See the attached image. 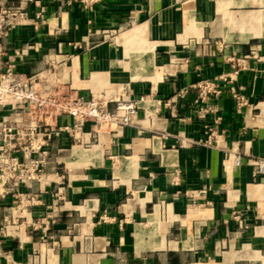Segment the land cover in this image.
<instances>
[{"label":"crops","instance_id":"crops-1","mask_svg":"<svg viewBox=\"0 0 264 264\" xmlns=\"http://www.w3.org/2000/svg\"><path fill=\"white\" fill-rule=\"evenodd\" d=\"M24 2L4 66L47 94L139 109L118 130L88 120L48 143L41 201L0 202V264H264V0H0ZM205 81L222 94L201 98Z\"/></svg>","mask_w":264,"mask_h":264},{"label":"built area","instance_id":"built-area-1","mask_svg":"<svg viewBox=\"0 0 264 264\" xmlns=\"http://www.w3.org/2000/svg\"><path fill=\"white\" fill-rule=\"evenodd\" d=\"M83 6H90L102 0H73ZM39 9L35 12L34 24L39 27L45 21L46 9L36 1ZM28 3L17 7H7L0 4V109L8 108L4 116H0V202L12 197L16 205L27 207L41 201L32 191V184L40 180L44 172L48 143L63 132L75 134L83 124L92 120L98 128L118 130L133 123L139 106L135 100L117 98L114 110L108 109L107 101H99L92 96L89 99L75 100L47 94L40 91L32 77L16 71L13 64L4 66L6 55L2 38L10 28L29 20ZM252 55L256 56L253 51ZM222 89L215 81H205L200 84V97L205 99L210 94L219 96ZM239 104L248 103L243 96L234 94ZM170 104V101H167ZM212 110H216L214 107ZM59 114H69L75 120L74 126L51 128L50 118ZM208 136L200 141L203 145H212L217 136V129L207 126ZM240 163V157L236 158ZM257 176L264 175V160L257 162ZM59 196V193H52ZM17 216L13 214L12 223ZM50 221L46 223L48 230ZM7 226L0 229V233ZM2 241L0 239V251Z\"/></svg>","mask_w":264,"mask_h":264}]
</instances>
